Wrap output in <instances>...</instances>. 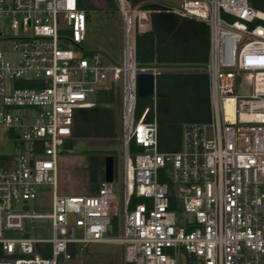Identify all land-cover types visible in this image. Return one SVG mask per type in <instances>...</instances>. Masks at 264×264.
<instances>
[{
    "label": "built area",
    "instance_id": "2783aa9c",
    "mask_svg": "<svg viewBox=\"0 0 264 264\" xmlns=\"http://www.w3.org/2000/svg\"><path fill=\"white\" fill-rule=\"evenodd\" d=\"M115 2L124 61L108 67L84 51L80 0H0V135L19 141L0 157V264H58L72 245L79 253L98 242L123 244L125 264H264V11L250 0ZM156 11L209 26L211 117L184 124L177 151L160 150L150 107L136 115L137 75L148 68L138 65L136 39ZM111 72L124 73V194L121 232L106 236L120 210L115 177L91 194H59L58 175L76 110L95 104ZM40 184L53 186L52 209H17ZM37 220L51 222L52 237L28 235Z\"/></svg>",
    "mask_w": 264,
    "mask_h": 264
},
{
    "label": "trees",
    "instance_id": "16d2710c",
    "mask_svg": "<svg viewBox=\"0 0 264 264\" xmlns=\"http://www.w3.org/2000/svg\"><path fill=\"white\" fill-rule=\"evenodd\" d=\"M86 9L88 25L92 20L93 5L89 0H80ZM108 17L117 12L115 0H105ZM107 17V18H108ZM209 26L201 20L182 16L175 12L156 11L150 31L138 33L136 39V60L141 67L154 65L194 64L199 66L193 72L160 71L156 76V112L154 98L138 96L137 118L150 107L147 120L156 115L159 148L163 151H177L182 145L183 126L190 122H208L211 117L210 81L205 69L209 54ZM99 92V90H98ZM122 92L113 86L101 89L94 106L76 110L72 128V138L65 148L72 147L74 138H104L116 140L122 132ZM122 134V133H121ZM89 173L93 192L105 178V159L89 156ZM116 159L114 157V177ZM38 249L49 255V246ZM73 256L78 253L76 246L70 248ZM3 250L0 245V257Z\"/></svg>",
    "mask_w": 264,
    "mask_h": 264
},
{
    "label": "rangeland",
    "instance_id": "374dc122",
    "mask_svg": "<svg viewBox=\"0 0 264 264\" xmlns=\"http://www.w3.org/2000/svg\"><path fill=\"white\" fill-rule=\"evenodd\" d=\"M93 9L91 11L92 20L88 25L86 39L82 46L84 51L91 56L98 54L99 59L106 66H122L123 58V27L121 16L117 12L114 16L108 17V9L105 0H89ZM168 5L179 7L182 0H159ZM108 17V18H107ZM2 24L0 23V29ZM153 70L193 72L199 66L194 64L151 66ZM140 68H142L140 66ZM124 82V73L114 79L112 72L96 93L94 102H97L101 89L114 87L122 92ZM240 89V88H239ZM95 105V104H94ZM93 105V106H94ZM122 133V132H121ZM116 140L104 138H74L72 147H67L59 154V175H58V193L59 194H91L94 193V183L90 179L89 156H98L106 158L107 155H113L116 159L115 180L117 183V197L119 214L116 221L111 225V231L106 236H115L120 234L122 211H123V169H124V144L122 134ZM19 141L12 137L0 135V157H5L15 153ZM53 186L51 184H40L37 186V197L29 201H20L17 209H29L41 213L49 212L52 209ZM183 218V212L178 211V219ZM26 231L30 237L50 238L53 235L51 222L47 220H37L27 222ZM9 234H19L9 232ZM124 246L118 242H98L90 243L86 249L76 254L71 259L60 258L58 264H125L123 259Z\"/></svg>",
    "mask_w": 264,
    "mask_h": 264
},
{
    "label": "water",
    "instance_id": "95a60500",
    "mask_svg": "<svg viewBox=\"0 0 264 264\" xmlns=\"http://www.w3.org/2000/svg\"><path fill=\"white\" fill-rule=\"evenodd\" d=\"M252 5L264 11V0H250ZM156 74L151 71H141L137 75V85H138V96L152 97L156 92ZM0 147V150H3ZM105 179L107 181H112L114 179V156L107 155L105 158Z\"/></svg>",
    "mask_w": 264,
    "mask_h": 264
},
{
    "label": "bare ground",
    "instance_id": "6f19581e",
    "mask_svg": "<svg viewBox=\"0 0 264 264\" xmlns=\"http://www.w3.org/2000/svg\"><path fill=\"white\" fill-rule=\"evenodd\" d=\"M125 72L127 76H131V72H132V65L131 64H127L125 66Z\"/></svg>",
    "mask_w": 264,
    "mask_h": 264
},
{
    "label": "crops",
    "instance_id": "0c3cea01",
    "mask_svg": "<svg viewBox=\"0 0 264 264\" xmlns=\"http://www.w3.org/2000/svg\"><path fill=\"white\" fill-rule=\"evenodd\" d=\"M154 68H152V67H148L147 68V71H151V72H153L154 70H153Z\"/></svg>",
    "mask_w": 264,
    "mask_h": 264
}]
</instances>
